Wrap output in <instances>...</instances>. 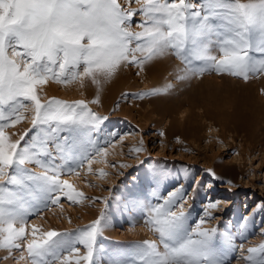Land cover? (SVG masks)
I'll list each match as a JSON object with an SVG mask.
<instances>
[{
	"label": "snow or ice",
	"instance_id": "6c2138e0",
	"mask_svg": "<svg viewBox=\"0 0 264 264\" xmlns=\"http://www.w3.org/2000/svg\"><path fill=\"white\" fill-rule=\"evenodd\" d=\"M135 2L140 4L138 9L125 8L119 0H0V249L7 252L0 259H16L13 252L20 251L19 260L27 259L28 264H73V256L74 264H94L96 240L104 231L102 214L74 237L50 230L37 239L33 227V238H28L25 209L37 202L58 204L60 193L77 203L75 197L83 194L73 193L72 185L60 176L76 173L86 162L90 166L93 154L107 151L97 146V139L91 135L107 117L91 112L83 100L42 103L37 85L49 79L66 81L83 76L95 82L97 73L111 77L122 62L143 66L168 51L188 65L203 61L218 73L228 72L245 80L264 72V0H218L216 8L190 0ZM221 13L226 14L223 19L234 32L232 38L217 40L213 36L214 22L221 19ZM136 15L142 17L140 31L132 30ZM253 32L258 37L255 43L250 36ZM212 45L219 46V59L208 54ZM253 49L259 58L251 56ZM81 65L83 71L78 72ZM24 101L34 105L32 129L13 142L4 130L21 121V110L29 107ZM33 129L35 134L24 143ZM29 163L42 170L29 169ZM15 165L23 166L22 182L10 186L17 179L11 175ZM207 171L216 176L213 170ZM183 188L179 185L148 209L146 223L159 234L163 250L155 241L140 243L143 254L136 264H223L215 250L218 226L202 228L205 220L201 219L195 228L185 229L183 203L179 211L173 210L178 202H186ZM216 208L217 202L210 200L205 216L214 219L209 210ZM77 245L83 246L82 255ZM56 246L65 248L68 254L55 255ZM247 253L243 257L246 264H264V244L248 248Z\"/></svg>",
	"mask_w": 264,
	"mask_h": 264
},
{
	"label": "rangeland",
	"instance_id": "374dc122",
	"mask_svg": "<svg viewBox=\"0 0 264 264\" xmlns=\"http://www.w3.org/2000/svg\"><path fill=\"white\" fill-rule=\"evenodd\" d=\"M190 2L197 5L203 3L206 8L219 6L218 0ZM119 3L125 8L140 7L135 0L131 3L129 0H119ZM225 15L221 13V19H216L213 25V36L217 40L234 36L229 23L223 19ZM141 19L140 15L132 18L133 31H140L138 24ZM250 36L255 43L258 38L256 33ZM208 54L214 56L222 53L218 45H212ZM137 56L140 54L137 53ZM251 56L259 58L260 54L253 49ZM17 60L19 62V58ZM177 60L179 57L173 51H168L146 61V64L151 63L159 69L149 79L143 66L122 62L113 73L122 89L105 106L86 96L81 77L66 81L49 79L51 85L46 81L36 86L37 96L42 103L53 99L67 103L83 100L91 112L107 117L99 130L91 133L97 139V146L107 151L93 154L90 166L86 162L76 173L60 176L61 180H67L72 185L73 193L83 194V197H75L77 203L70 202L60 193L58 204L37 202L25 209L29 239L33 238V227L37 229V239L50 230L70 233L74 237L78 230L103 214L104 231L96 240L94 264H136L143 254L140 243L155 241L163 250L159 234L146 223L148 209L162 202L183 184L186 202H178L173 210L179 211V205L183 203L186 210L185 229L195 228L201 219L205 220L202 228L218 226L215 250L223 264H246L243 257L248 255L247 249L264 244V72L249 75L245 80L228 72L219 74L214 67L200 61L190 67L199 70L198 77L196 72L192 77L175 76ZM165 62L170 69H160ZM77 71L82 72L83 65ZM214 77L223 79L218 93L215 92ZM128 83L134 88H128ZM153 92L154 95L148 94ZM186 100L203 102L204 105L192 107L188 103L183 104L175 113L173 130L169 129L170 117L147 112L152 105ZM24 103L29 107L21 110V121L4 130L13 142L32 129L34 111L31 109L34 105L31 101ZM237 104L252 113L241 127L229 117ZM204 108L210 110L212 116L199 115ZM35 132L36 129L28 132L24 143ZM113 132L119 135L109 136ZM106 140L111 143H105ZM138 147L142 151L137 153L134 149ZM44 159L47 160V157ZM26 166L36 172L42 170L35 163ZM208 169L213 170L216 176L210 175ZM11 175L17 179L10 186L20 185L23 166L15 165ZM210 200L217 202V208L209 210L214 219L205 216V205ZM26 203L32 204L31 201ZM77 246L82 255L85 251L83 246ZM20 254V251H14L16 259H0V264H28L27 259L19 260ZM62 254L67 255V250L56 246L55 255ZM24 255H27L26 252ZM5 256L7 252L0 249V257ZM74 261L75 256L73 264Z\"/></svg>",
	"mask_w": 264,
	"mask_h": 264
},
{
	"label": "bare ground",
	"instance_id": "6f19581e",
	"mask_svg": "<svg viewBox=\"0 0 264 264\" xmlns=\"http://www.w3.org/2000/svg\"><path fill=\"white\" fill-rule=\"evenodd\" d=\"M220 55L222 56V54H215L214 56L217 57V59L220 58ZM172 56V55H171ZM168 62V61H167ZM176 62V66H174V74L175 76H178V75H183L185 77L187 76H191L192 77V74L196 72V75L198 77V75H200V72L199 70H196L194 68H190L192 65H188L186 64L180 57H179V60L175 61ZM200 61H193L192 64L194 63H199ZM169 63V62H168ZM134 65V64H133ZM204 65V64H203ZM202 65V66H203ZM199 66V64H198ZM143 67L145 68V76L148 77H152L154 76V74L159 70L157 67H155V65H151V63L149 64H146L144 63L143 64ZM205 67V66H204ZM198 68V67H197ZM160 69L162 70H168L170 69L169 65L165 62L161 65ZM143 70V69H142ZM202 70L204 72V69L202 67ZM206 70V69H205ZM212 70V69H211ZM207 71V70H206ZM141 73V72H140ZM213 73H216V72H213ZM218 73V72H217ZM216 73V74H217ZM103 73H97L96 74V77H95V82H93V78L90 77V76H83L81 77V82L83 83L84 85V90H85V94L88 98H90L91 100L95 101L96 103L98 104H101V105H107L106 102L112 100L116 95L117 93L122 89V86H120L119 83H117V76H114L112 74L111 77H106L105 75H101ZM220 74V73H219ZM218 74V75H219ZM194 75V74H193ZM232 75V74H231ZM230 75V76H231ZM141 76V75H139ZM210 76H211V73H210ZM208 76V77H210ZM207 77V78H208ZM79 78V77H78ZM145 78V77H143ZM212 78V77H211ZM253 78V77H252ZM213 82H214V86H215V92L218 93V89H220V84L221 82H223V79L220 78V77H214L213 78ZM142 81V80H141ZM182 81V80H181ZM199 81V80H198ZM80 82V83H81ZM47 83H50L48 80H47ZM117 83V84H116ZM134 84V83H133ZM46 85V84H45ZM51 85V83H50ZM82 85V84H81ZM129 85V83H128ZM82 87V86H81ZM124 87V86H123ZM134 88L131 84L128 86V88ZM45 89V88H44ZM202 92V91H200ZM204 93V92H202ZM186 95V94H185ZM203 96V95H202ZM204 97H206L204 95ZM89 99V100H90ZM202 99V98H201ZM211 101V100H210ZM185 103H188L190 106L192 107H195L196 105H204L203 102H194V101H191V100H186V101H182L180 103H172V104H168V105H158V106H150L148 107L147 109V112H152V113H158V115H162L163 117H170V120H171V123H170V126H169V129L170 130H173V121H175L174 117H175V113L183 107V104ZM234 104V103H232ZM150 105V104H148ZM210 107V105H208ZM207 107V108H209ZM207 108H204L203 110H201L202 112L198 113L199 115H206V117L208 116H212L210 115V110H208ZM247 109V108H246ZM252 109V108H251ZM216 110V109H215ZM248 112V111H247ZM244 108L242 107L241 104H237V106H235L234 110L231 111V113H229V117L230 119H232L233 121H236L238 122L237 123V126L238 127H241V125L243 126L244 124H242V122L245 120L250 118L252 113L251 112H248L247 113ZM160 118V117H159ZM215 123V122H213ZM218 123V121H217ZM244 123V122H243ZM231 124V123H230ZM233 126V125H232ZM223 127V126H222ZM234 128V127H233Z\"/></svg>",
	"mask_w": 264,
	"mask_h": 264
}]
</instances>
